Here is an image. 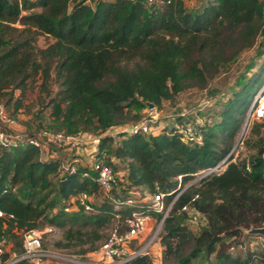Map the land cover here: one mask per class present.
<instances>
[{
    "label": "trees",
    "instance_id": "trees-1",
    "mask_svg": "<svg viewBox=\"0 0 264 264\" xmlns=\"http://www.w3.org/2000/svg\"><path fill=\"white\" fill-rule=\"evenodd\" d=\"M36 32L55 41L37 48ZM260 34L264 0H207L197 10H189L185 0H0V98L10 88L25 92L36 75L44 90L54 78L59 88L48 102L50 122L39 129L100 134L140 119L148 102L161 107L190 84L205 86L210 73L227 66ZM131 60H137L134 67ZM256 65L238 80L219 118L200 126L201 142L183 138L177 116L159 132L123 130L97 143V155L110 152L124 161V184L147 187L151 194L158 184L166 207L174 201L158 237L163 259L173 264H264V243L260 249L250 247L257 234L246 231L264 226V140H248L253 151L245 157L235 158L232 151L264 85V59L250 68ZM260 118L254 128L258 136L264 125ZM2 147L0 236L8 235L19 253L8 258L4 251L5 261L15 260L11 264H35L21 257L24 235L45 220L64 229L57 247L80 245L82 252H93L105 240L103 229L112 224L126 229L134 211L144 210L159 221L163 217L151 202L126 203L133 197L127 187L113 197L120 206L108 198L86 210L78 195L93 196L103 188L92 165L77 163L72 170L76 156L66 165L51 147L42 150L28 141ZM223 160L192 182L202 169ZM70 201L76 202L74 211ZM185 205L200 213L198 230L190 226ZM133 245L139 246L137 240ZM122 264L156 262L142 253Z\"/></svg>",
    "mask_w": 264,
    "mask_h": 264
},
{
    "label": "rangeland",
    "instance_id": "rangeland-1",
    "mask_svg": "<svg viewBox=\"0 0 264 264\" xmlns=\"http://www.w3.org/2000/svg\"><path fill=\"white\" fill-rule=\"evenodd\" d=\"M206 1L207 0H185V3L189 10H197L201 8V6ZM15 25L19 27L23 26V24L20 22L15 23ZM34 34L36 35L35 45L37 48H46L55 41V38L48 33L36 32ZM263 59L264 34H260L251 47L242 50L238 56L227 66L220 67V70L216 73H210L205 86L194 83L190 84L174 99L165 100L162 106L159 107L161 109L160 122L162 124L171 126L176 122V117L173 114L175 110L180 108L187 109L189 111V118L193 121L197 120L199 117H202L204 122L209 123L217 120L219 118L220 110L223 108L227 98L232 94L233 88L237 86L238 80H240L241 76L245 75L246 73L250 74L257 68V65L253 69L250 68V65L253 64L254 60L261 62ZM137 60H131V62L128 64L131 67H134ZM54 74L55 71H53V75ZM40 82L41 78L36 75V77L29 82L28 89L25 92L20 88H10L0 98V104L3 106L7 114L16 118L18 121L16 131L22 133L23 135L29 132H37L38 134V132L41 130L39 128H43L50 122L51 106L48 102L50 96L56 94L59 86L54 82V78H52L48 83V87L44 90V88H42L40 85ZM144 112L145 110H142L140 115L142 116ZM136 120L139 119H130L128 123L134 122ZM40 122L42 125L39 124ZM256 122L261 123L263 122V119L251 113L249 115L248 121L239 134L237 147L232 150L235 158L245 157L251 151H253H250L246 145L248 140L251 142L260 140V138H263L264 140V125L260 126L261 136H258L254 132ZM81 133L88 135V139L80 146V148H71L69 145H64L61 142H53L50 144L54 154L63 155L65 157L64 164L67 165V162H69L70 158L73 156L81 157V161H79V164L81 165L90 166L95 161L90 156L93 151L95 152V150L98 149V145L96 142H94L92 137L94 132L89 130L82 131ZM2 149L3 147L0 144V152ZM103 161H109L116 166L118 169V174L120 175V185H118L112 191H106L103 188L96 190L92 196L94 204H99L102 200L108 198L113 201V197L124 192L125 187L129 188L127 190L128 195H132L138 202H151V193L147 187H137L135 185H129L128 183L124 184L126 181L123 160L109 152L105 155ZM199 177L200 175H196L192 182H196ZM52 180L55 183L57 181V176H53ZM69 207L71 211H74L75 208L77 209L76 202L70 201ZM56 210L57 207L54 209V211ZM151 218L150 229L146 232V240L151 237L153 231L160 225L161 222L154 217ZM188 222L195 230H198L199 226L202 224L200 219H198L196 222H192L190 220ZM116 226V224H112L109 227L103 229L105 236L101 241H103L107 237L109 231L113 228H116ZM38 228L42 230L43 249L55 254L44 257V264H74L76 258H83L91 254L90 251L82 252L81 249L84 247H81L80 245L66 248L57 247L55 245L56 242L62 239L64 234V229L57 224H52L45 220L44 223ZM85 229L88 230L89 227H86ZM0 238L4 240V248L8 254V258H15L17 255H19V253L15 250L13 241L10 240L8 235H2ZM252 239L253 241L250 244V247L256 249L263 247L264 236L257 234V237ZM85 246H89V244H86ZM162 249L163 246L159 240H157V242H155L152 247H150V250L153 251V258L156 264H173V259H163Z\"/></svg>",
    "mask_w": 264,
    "mask_h": 264
},
{
    "label": "built area",
    "instance_id": "built-area-1",
    "mask_svg": "<svg viewBox=\"0 0 264 264\" xmlns=\"http://www.w3.org/2000/svg\"><path fill=\"white\" fill-rule=\"evenodd\" d=\"M264 85L259 90L254 103L249 111V115L257 117H264ZM257 106L255 107V105ZM175 117L180 116L182 120L176 124L179 126L181 132L183 133V138L187 142H201L203 140V132L201 130V125L204 124L203 118L199 117L197 120L193 121L189 118V111L187 109H177L174 114ZM161 109L157 105L150 106L148 104L145 114L139 119L131 123H126L124 125L110 127L107 130L101 132L100 134H93L94 142L98 143L100 138L104 135H116L120 131H141L143 133L149 134L152 132H159L162 130L164 124L160 122ZM3 124V126H2ZM18 121L16 118L11 117L4 110L3 106L0 104V144L2 146H14L17 143L28 141L42 150H47L50 144L55 142H61L64 145H69L71 148H80V146L86 142L88 139L86 134L81 132L77 134H68L64 132H57L48 129H41L37 135L27 137L25 134L16 131ZM90 136V135H89ZM97 150L93 151L90 156L95 160L92 164L94 169L97 171V180L100 182L104 190L111 191L114 187H117L120 183V175L118 171L114 170L111 164L103 161L104 157L97 155ZM81 161L80 156L74 158V163L71 164L72 170L77 169V163ZM218 163L215 166L202 169L199 175H205L211 171L219 168V166L224 162ZM181 178V176H180ZM157 191L151 194V206L157 211H163V217L161 219L160 225L153 231L150 238L146 240V232L150 229V219L151 215L144 210H136L133 212L132 216L126 219L128 227L123 230H119L117 227L109 231L107 237L102 242L100 248L96 251L91 252L89 256L83 258H76L74 264H122L131 260L142 253H149L152 256L153 251L150 247L157 242L158 235L162 227V221L167 216L170 211L174 201H172L167 207L165 204V194L156 185ZM180 194V193H179ZM178 194V195H179ZM78 202L86 210H91L93 208V197L87 191H82L78 197ZM114 199V198H113ZM117 206L122 204L121 201L114 199ZM136 201L133 197H129L126 203L132 204ZM189 212V220L192 222L201 220L200 213L187 205L183 207ZM1 213V211H0ZM137 240L139 246H134L133 242ZM24 253L21 257L31 259L35 264H44L43 258L50 255H55L53 252H49L43 249L42 243V230L34 228L28 230L24 235ZM4 240L0 238V264H9L13 261L4 260Z\"/></svg>",
    "mask_w": 264,
    "mask_h": 264
},
{
    "label": "water",
    "instance_id": "water-1",
    "mask_svg": "<svg viewBox=\"0 0 264 264\" xmlns=\"http://www.w3.org/2000/svg\"><path fill=\"white\" fill-rule=\"evenodd\" d=\"M148 104L150 106H153L154 103L153 102H148ZM228 157V156H227ZM226 157V158H227ZM164 220L162 221V224H163ZM248 233H253V234H258L260 236H264V226H253L251 227L250 229H247L246 230ZM12 263V262H11ZM9 263V264H11Z\"/></svg>",
    "mask_w": 264,
    "mask_h": 264
},
{
    "label": "crops",
    "instance_id": "crops-1",
    "mask_svg": "<svg viewBox=\"0 0 264 264\" xmlns=\"http://www.w3.org/2000/svg\"><path fill=\"white\" fill-rule=\"evenodd\" d=\"M84 153V152H83Z\"/></svg>",
    "mask_w": 264,
    "mask_h": 264
}]
</instances>
